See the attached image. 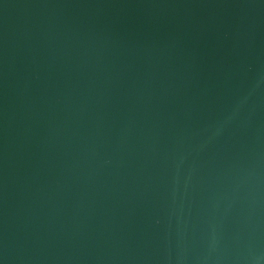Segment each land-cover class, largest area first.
<instances>
[{
    "label": "water",
    "instance_id": "obj_1",
    "mask_svg": "<svg viewBox=\"0 0 264 264\" xmlns=\"http://www.w3.org/2000/svg\"><path fill=\"white\" fill-rule=\"evenodd\" d=\"M0 264H264V0H0Z\"/></svg>",
    "mask_w": 264,
    "mask_h": 264
}]
</instances>
